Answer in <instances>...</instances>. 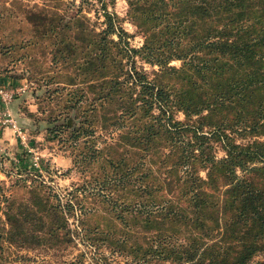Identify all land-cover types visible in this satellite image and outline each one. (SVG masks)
<instances>
[{
    "label": "trees",
    "instance_id": "trees-1",
    "mask_svg": "<svg viewBox=\"0 0 264 264\" xmlns=\"http://www.w3.org/2000/svg\"><path fill=\"white\" fill-rule=\"evenodd\" d=\"M129 1L131 19L145 32L139 48L124 47L127 31L106 5L101 30L81 11L67 17L50 1L0 0V23L18 22L22 34L30 23L27 41L49 38L54 62L77 57L75 73L57 83L76 85L83 75L95 94L90 117L97 110L94 102H107L103 118L123 127L126 152L152 150L160 161H171L168 171L185 170L179 179L168 174L157 182L141 179L132 189L139 200L132 206L146 207L150 201L160 207L142 219L143 227L156 231L144 255L179 264H264V259L250 261L264 251V139L236 140L247 132L264 134V0ZM138 55L158 64L159 75L177 71L187 83L175 88L161 77L150 78L135 64ZM126 56H132L129 67ZM174 58L182 59L181 66L169 65ZM77 91L72 94L80 101L84 93ZM226 101L240 104L228 111ZM178 111L184 119L176 118ZM90 124L73 127V137L91 134ZM214 142L224 150L219 159ZM129 158L120 156L109 178L116 179L114 171L126 166L119 178L130 180ZM202 167L208 169L205 178L198 172ZM221 181L225 189L219 187ZM36 198L41 205L43 198ZM41 208L50 216H62L65 223L75 214L67 215L57 203ZM57 226L50 229L55 232Z\"/></svg>",
    "mask_w": 264,
    "mask_h": 264
},
{
    "label": "rangeland",
    "instance_id": "rangeland-1",
    "mask_svg": "<svg viewBox=\"0 0 264 264\" xmlns=\"http://www.w3.org/2000/svg\"><path fill=\"white\" fill-rule=\"evenodd\" d=\"M23 1L26 4L50 1L67 17L81 11L80 15L87 16L97 30L105 27L106 5L116 14V23L127 31L122 42L124 47L139 48L144 43L145 32L129 15V0ZM18 27V22L0 23V87H23L14 99L7 102L0 99V106L16 122V126L0 123V264H179L162 256L143 254L148 248L147 240L152 239L149 236L156 231L143 227L142 219L160 207L150 201H145L146 207L132 206L131 202L139 201L132 189L139 186L141 179L157 182L167 174L179 179L186 175L185 170L168 171L172 169L171 161H160L152 150L126 152L128 144L126 136H122L123 127L109 124L103 118L107 102H94L97 110L95 117H90L95 94L82 80L84 76H79L76 85L57 83L75 73L77 57L54 62L53 43L49 38L29 42L30 23L26 22L24 34L18 32ZM13 34L16 36L12 37ZM112 37L117 39L118 35L115 33ZM12 43L17 45L12 47ZM131 59L132 56L123 59L127 67ZM134 59L137 67L144 68L150 78L161 77L175 88L187 83L177 71L159 75L158 64L139 55ZM181 64L182 59L169 62L177 67ZM75 88L78 93H84L80 101L72 94ZM229 102L224 107L228 111L240 104ZM227 114L231 116L232 112ZM176 118L184 119V113L176 112ZM90 121L91 134L73 137V127L82 122L88 125ZM65 123L71 127L64 126ZM251 134H240L236 140L264 139L263 133ZM214 145L215 157L219 159L224 150L219 142ZM164 151L169 152L170 148L164 146ZM124 153L130 155L131 179L119 178L126 166L114 171L118 175L116 179L109 178L113 164ZM207 171L206 167L198 169L204 178ZM104 180L109 181L105 184ZM220 183L219 187H227ZM37 195L47 207L57 203L67 215L72 211L75 214L68 216L67 223L62 216L51 215V218L41 208L43 203L37 204ZM51 226H57L58 230L54 232ZM221 228L217 227L216 231ZM136 248H139L137 255L132 253ZM258 259H264V251L255 253L250 261Z\"/></svg>",
    "mask_w": 264,
    "mask_h": 264
},
{
    "label": "built area",
    "instance_id": "built-area-1",
    "mask_svg": "<svg viewBox=\"0 0 264 264\" xmlns=\"http://www.w3.org/2000/svg\"><path fill=\"white\" fill-rule=\"evenodd\" d=\"M23 87L19 88H6L0 87V99L2 101H10L17 96V92H19ZM0 123H9L13 126H16L15 119L12 117L11 113L3 107L0 106Z\"/></svg>",
    "mask_w": 264,
    "mask_h": 264
}]
</instances>
